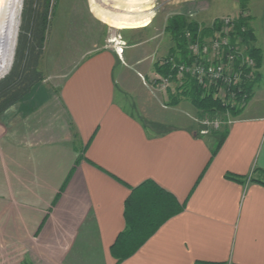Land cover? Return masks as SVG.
<instances>
[{"label":"crops","instance_id":"0c3cea01","mask_svg":"<svg viewBox=\"0 0 264 264\" xmlns=\"http://www.w3.org/2000/svg\"><path fill=\"white\" fill-rule=\"evenodd\" d=\"M251 27L263 79L264 9ZM94 28L76 49L68 29L53 81L0 117V264H264V184L250 181L264 171V113L233 121L213 154V136L164 106L168 91L144 87L143 58ZM149 181L182 210L119 262L125 202Z\"/></svg>","mask_w":264,"mask_h":264},{"label":"trees","instance_id":"16d2710c","mask_svg":"<svg viewBox=\"0 0 264 264\" xmlns=\"http://www.w3.org/2000/svg\"><path fill=\"white\" fill-rule=\"evenodd\" d=\"M34 1L27 0L28 3L26 2L23 20L27 35L22 34L20 36L12 70L9 76L0 82V115L23 101L43 81L42 74L38 70L39 56L35 54L37 47L35 44L42 47L44 42L51 0H44V4L41 6L42 12L33 9ZM243 14L244 12L236 20L235 41L241 40L245 55L252 58L259 69L262 64V55L260 50L254 46V32L248 17H244ZM218 28L216 23L210 27H204L196 22H188L182 17L170 19L166 29L170 33L174 46L166 59H173L177 64H190V44L201 40L203 37H213ZM188 33L190 34L189 38H187ZM29 34L33 35L36 43H31V39L28 38ZM40 53L41 50H39ZM172 66L170 63L161 64L159 62L155 67L158 76H172V85L176 89L175 91L172 87L168 89L169 106H177L181 100L186 99L206 115L222 112H231L233 115H237L238 108L225 104L222 99L215 95L213 89L203 88L193 76L186 75L182 80H178ZM257 80L258 75L256 74V79L253 82L244 80L242 84L235 86L222 85L228 93L226 99H229L231 93H235L237 102L241 101L243 96H246L247 101L252 97ZM227 132L228 127L222 132L214 130L211 132V136L217 141L213 154L222 145ZM257 173L261 178H250V181L264 184V171L259 170ZM227 178L239 183H245L249 180V178L233 175H227ZM181 210L182 206L175 197L153 182H145L140 187L133 189L125 202L126 230L118 237L112 247V255L119 262L133 256L162 224L180 213Z\"/></svg>","mask_w":264,"mask_h":264},{"label":"rangeland","instance_id":"374dc122","mask_svg":"<svg viewBox=\"0 0 264 264\" xmlns=\"http://www.w3.org/2000/svg\"><path fill=\"white\" fill-rule=\"evenodd\" d=\"M26 2L27 0H22L21 8L17 14V24L15 25L13 35L14 39L11 42L12 48L9 52V62L11 64L9 69L0 75V82L8 77L12 70L20 36H22V34L27 35L23 20V10L28 3ZM89 2L90 0H51L44 42L42 47L35 44V47L37 45L35 54L39 56L38 70L42 74L45 85L53 81V76H50L51 71H49V62L53 56L58 54L63 44H65V36L68 29L69 38H73L71 45H74L76 49L77 45L74 43L75 39L84 35L86 39L92 40V37L95 35L94 25H98L104 35L105 45L113 47L120 57H123L124 52L128 50L133 55L138 54L139 57L143 58L141 66H145V70L144 68L140 70L142 71L141 76L145 79V82H143V84H145L144 87H146L150 93L157 94L158 91H161L165 95L167 91H162L158 87L152 85L150 79L154 80L157 78L155 74L156 64L167 58L173 50L174 45L170 33L166 29L170 19L182 17L188 22H196L204 27H210L222 17H232L237 20L241 16V13L244 12L243 16L248 17L251 26L252 16L254 18L255 14L263 13L264 9V0H158L155 19L150 25H140L141 16L136 14L137 9H131L128 12H116L117 14L128 16L129 19L134 17L128 25L130 27L127 29L124 27L121 30L112 25L111 13L109 15L107 14L106 17L108 19H103L108 26L102 24L92 11V9L95 10L94 6L91 5V2L89 5ZM2 3L4 4V0H2L1 4ZM43 4L44 0H35L33 2V9L42 12L41 6ZM127 31H129V33H126ZM28 38L31 39V43H36L34 42L33 35L29 34ZM39 50H41L40 54ZM146 69L150 71L147 72ZM258 70L259 69L256 67L257 75L259 74ZM258 79L257 81L259 83L254 86L252 97H250L246 103L238 107L237 115H233L231 112L206 115L191 105L186 99L181 100L175 108H178L181 116L183 117L184 115L189 121V128L193 132L202 134L203 131H206L207 134L205 136L211 135L213 130L222 132L233 121L244 118L245 115L247 116L248 114L246 111L248 110L251 115L256 112L264 113V78L261 79L258 76ZM171 87L175 91L176 88L174 85ZM254 99H257L256 105L260 102L262 107L254 108L253 113V110L249 109V105ZM167 105H169V98L164 102V106ZM3 114H1L0 117ZM1 255L0 259L2 258ZM23 255V253H20V260L23 259ZM24 260H26L25 256Z\"/></svg>","mask_w":264,"mask_h":264},{"label":"built area","instance_id":"2783aa9c","mask_svg":"<svg viewBox=\"0 0 264 264\" xmlns=\"http://www.w3.org/2000/svg\"><path fill=\"white\" fill-rule=\"evenodd\" d=\"M131 1H136L139 4L136 6V14L144 17L142 22L147 21L149 25L152 24L155 19L158 0H99L98 6L101 9L105 7L122 8ZM146 8H150L149 17H146L147 13L143 11ZM214 23L218 24L219 28L213 37H203L201 40L190 44V64H177L173 59L168 60L166 58L160 63L172 64L178 80H182L186 75H191L203 88L213 89L215 95L222 99L225 104L238 108L246 103V96L237 102L235 93H231L229 99H226L228 93L222 85L235 86L242 84L244 80L253 82L256 79V63L252 58L245 55L241 40L235 41V19L222 17ZM189 37L190 34L188 33L187 38ZM142 80L145 82L143 77ZM151 84L162 91H168L172 86V76H158L151 81ZM206 134V131L202 132V135Z\"/></svg>","mask_w":264,"mask_h":264},{"label":"bare ground","instance_id":"6f19581e","mask_svg":"<svg viewBox=\"0 0 264 264\" xmlns=\"http://www.w3.org/2000/svg\"><path fill=\"white\" fill-rule=\"evenodd\" d=\"M2 0H0L1 4ZM91 5L94 6L96 12L99 16H101L102 19L106 20L108 19L106 16L110 13L112 14V22L115 27H118L119 29H123L124 27H127L131 20L128 18V16L124 14H117L116 12H128L131 9H136L137 5H139L136 1H131L127 6H123L122 8L116 7L115 9L112 8H99V0H90ZM22 0H4V4L2 3L0 6V75L5 73L9 67H10V60H9V52L12 48V40L14 39V29L15 25L17 24V14L19 13V10L21 8ZM147 7V6H145ZM150 11V8H146L145 12L146 17H149L148 12ZM140 19V25H146L148 24L147 21L142 22V15ZM106 18V19H105ZM111 25V26H112ZM11 43V45H10ZM12 52V51H11Z\"/></svg>","mask_w":264,"mask_h":264}]
</instances>
